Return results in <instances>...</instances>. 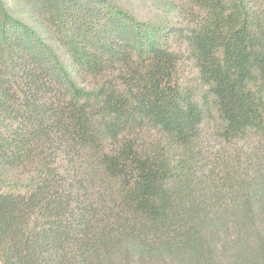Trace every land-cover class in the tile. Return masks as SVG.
<instances>
[{"label": "trees", "instance_id": "16d2710c", "mask_svg": "<svg viewBox=\"0 0 264 264\" xmlns=\"http://www.w3.org/2000/svg\"><path fill=\"white\" fill-rule=\"evenodd\" d=\"M150 1L0 0V264H264V0Z\"/></svg>", "mask_w": 264, "mask_h": 264}, {"label": "rangeland", "instance_id": "374dc122", "mask_svg": "<svg viewBox=\"0 0 264 264\" xmlns=\"http://www.w3.org/2000/svg\"><path fill=\"white\" fill-rule=\"evenodd\" d=\"M120 5L125 7L128 11L132 12L138 19L142 21L155 19L156 17H161L164 19H167L169 22L177 24L179 21V18L177 14H166L164 12H160V9H158L153 3H151L150 0H115ZM14 12L17 15H21V12L14 8ZM54 45H56V40H51ZM60 52V51H58ZM185 71V77L189 78L192 76L191 67L188 63H184L182 66ZM144 264H158V263H144Z\"/></svg>", "mask_w": 264, "mask_h": 264}]
</instances>
